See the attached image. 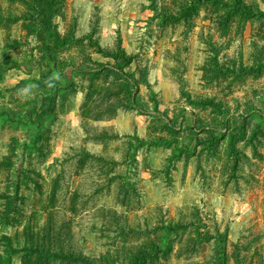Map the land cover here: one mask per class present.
Here are the masks:
<instances>
[{"label":"rangeland","instance_id":"rangeland-1","mask_svg":"<svg viewBox=\"0 0 264 264\" xmlns=\"http://www.w3.org/2000/svg\"><path fill=\"white\" fill-rule=\"evenodd\" d=\"M142 252L264 264V0H0V264Z\"/></svg>","mask_w":264,"mask_h":264},{"label":"trees","instance_id":"trees-1","mask_svg":"<svg viewBox=\"0 0 264 264\" xmlns=\"http://www.w3.org/2000/svg\"><path fill=\"white\" fill-rule=\"evenodd\" d=\"M19 1H22V0H19ZM111 58H113L115 61H119L120 59H122V61L126 62L127 64H132V62H133L132 61V58H127V56H126V54H125L124 51L118 52V54H116L114 56H111ZM69 254H71V253H69ZM71 255L72 256H70V257L73 260L72 262L74 263L77 260H76V258L74 256V254H71ZM27 256H28V254H27ZM33 256H34V254H32V253L29 254V256L27 257L26 261H28L29 259L33 258ZM147 256H148L147 253L142 252L141 255L139 256V258L134 259V261L131 264H145V263H147L146 262ZM37 257L41 258V257H45V256L44 255L37 254ZM86 264H88V263H86Z\"/></svg>","mask_w":264,"mask_h":264}]
</instances>
